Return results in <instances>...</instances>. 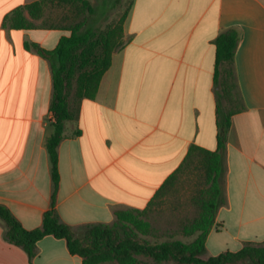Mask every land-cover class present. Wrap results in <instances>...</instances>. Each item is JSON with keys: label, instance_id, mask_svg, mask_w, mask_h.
Masks as SVG:
<instances>
[{"label": "crops", "instance_id": "1", "mask_svg": "<svg viewBox=\"0 0 264 264\" xmlns=\"http://www.w3.org/2000/svg\"><path fill=\"white\" fill-rule=\"evenodd\" d=\"M38 0H0V205L28 229L51 208L46 141L52 134L49 63L32 47L53 50L70 32L56 24L10 29L4 18ZM235 30V90L221 186L224 204L206 237L204 259L264 241V0H132L123 45L112 54L94 99H83L58 145L53 209L77 235L111 224L116 211L143 210L192 145L217 148L215 39ZM27 45L29 46L27 48ZM222 92V91H221ZM225 92H222V94ZM0 264H29L4 239ZM198 234L192 236L193 241ZM32 264H82L66 242L45 236ZM165 264V263H164Z\"/></svg>", "mask_w": 264, "mask_h": 264}, {"label": "trees", "instance_id": "2", "mask_svg": "<svg viewBox=\"0 0 264 264\" xmlns=\"http://www.w3.org/2000/svg\"><path fill=\"white\" fill-rule=\"evenodd\" d=\"M48 3L71 6L81 18L74 25L64 28L70 34L62 36L53 50L32 46L48 61L52 77L50 112L53 116V131L46 141L51 167L52 203L51 208L43 215L42 225L32 230L24 228L5 206L0 205V220L5 225L4 239L20 247L26 253L29 264H32L37 255V243L45 236L64 240L69 253L79 256L82 264H144L142 259H149L154 264H264V241L247 243L236 252L226 251L217 256L203 258L206 237L215 224L217 210L225 202L221 179L224 174V154L232 112L224 109L222 100L229 95L233 96L235 90L232 63L238 35L232 29L223 31L214 41L216 86L219 67L227 65V84L221 89L225 93L216 90V150L211 152L192 145L183 163L164 181L145 209L116 211L115 220L111 224L87 225L77 235L58 219L53 209L60 179L57 148L63 138L65 123L78 118L79 104L83 99L95 98L100 81L111 65L112 54L123 45V23L130 6L115 25L105 30L88 26V20L95 12L89 0H38L15 8L4 18L3 24L15 30L35 28L38 25L26 15L31 20L42 19ZM194 155L199 156L200 162L205 164L207 187L201 189L195 199L199 207L198 215L184 225L181 231L187 237L194 234L198 236L189 243L180 240L151 243L145 238L152 234L151 224L145 219L146 212L155 200L166 194L178 173Z\"/></svg>", "mask_w": 264, "mask_h": 264}, {"label": "rangeland", "instance_id": "3", "mask_svg": "<svg viewBox=\"0 0 264 264\" xmlns=\"http://www.w3.org/2000/svg\"><path fill=\"white\" fill-rule=\"evenodd\" d=\"M89 1L95 12L88 20V26L105 30L118 22L132 0ZM80 19L73 7L48 3L44 8L41 24L72 26ZM200 160L199 156H192L178 173L177 179L166 194L155 200L154 204L148 208L145 219L151 224L152 234L145 238L151 243L169 240L189 243L193 239L192 236H184L181 229L198 215L199 207L195 199L200 190L207 187L205 164ZM142 262L154 264L149 259H142ZM165 264H174V262ZM238 264L250 263L240 262Z\"/></svg>", "mask_w": 264, "mask_h": 264}]
</instances>
